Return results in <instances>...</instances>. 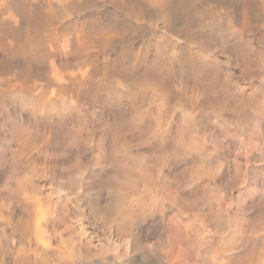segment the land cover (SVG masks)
<instances>
[{"label":"rangeland","instance_id":"374dc122","mask_svg":"<svg viewBox=\"0 0 264 264\" xmlns=\"http://www.w3.org/2000/svg\"><path fill=\"white\" fill-rule=\"evenodd\" d=\"M0 264H264V0H0Z\"/></svg>","mask_w":264,"mask_h":264}]
</instances>
